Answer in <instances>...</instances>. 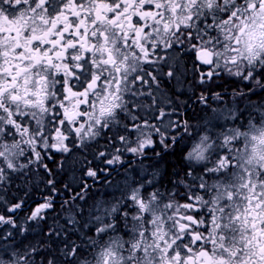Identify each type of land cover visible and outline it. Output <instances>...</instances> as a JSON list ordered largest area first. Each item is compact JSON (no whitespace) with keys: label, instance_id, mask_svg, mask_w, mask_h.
<instances>
[{"label":"flooded vegetation","instance_id":"flooded-vegetation-1","mask_svg":"<svg viewBox=\"0 0 264 264\" xmlns=\"http://www.w3.org/2000/svg\"><path fill=\"white\" fill-rule=\"evenodd\" d=\"M22 8L30 12L23 13ZM261 8L264 0H0V107L17 113L18 94L27 90L22 84L23 73L32 72L34 67L49 70L65 95L63 105L70 110L86 106L89 98L87 86L72 84L74 73L88 75V89L93 91L104 86L109 74L115 76L118 86L129 79L133 87L129 94L135 95L153 90L165 93L179 70L190 89L184 92L187 101L181 105L184 135L193 136L195 130L202 133L199 124L204 101L209 99L204 94L217 91L218 96L221 77L235 83L229 87L228 105L234 106L230 108L233 121H245L236 127L238 130L240 125L250 124L253 109L247 100L264 95V71L246 69L245 61L237 55L251 17ZM124 55L128 58L121 63L119 58ZM94 61L99 63L92 68ZM255 61L264 63V53ZM129 62L136 63L130 76L125 73ZM82 63H88L89 69L78 70ZM129 94L122 95L123 103ZM52 100L51 108L60 103L57 96ZM122 107L117 104V111ZM168 109L171 111L170 106ZM189 125L195 128L188 130ZM221 137L216 135L217 140ZM234 170L235 166L230 178ZM184 183L181 185L186 190ZM253 193L246 200L228 195L233 203V236L227 228L213 227L217 208L210 212L194 196L190 200L199 202L194 207L183 204L177 210L169 204L171 215L159 244L162 251L158 245L152 263L264 264V197L261 192ZM236 235L241 236L239 244Z\"/></svg>","mask_w":264,"mask_h":264},{"label":"trees","instance_id":"trees-1","mask_svg":"<svg viewBox=\"0 0 264 264\" xmlns=\"http://www.w3.org/2000/svg\"><path fill=\"white\" fill-rule=\"evenodd\" d=\"M177 73L180 84L175 80L171 88L167 84L165 93L153 90L129 96L114 120L99 127L90 142L83 137L90 119L72 123L73 111L63 105L62 97V106L53 104V115L42 125L32 115L0 107V264H79L107 232L128 237L127 247L133 254L140 253L150 227L148 206H156L167 217L171 207L164 205L172 204L177 210L183 204L198 205L190 196H205V187L198 183L208 172L191 178L198 172L185 163L184 153L193 136L182 137L179 130L171 137L173 141L179 135L176 142L157 139L169 131L165 120H171L170 113L177 124L181 122V105L187 101L184 92L190 89L183 83V74ZM218 80L220 100L212 101L217 91L204 94L211 98L205 99L210 108L203 113L229 107V87L235 83L223 77ZM254 96L247 100L252 108L260 102L257 99L255 104ZM205 124L208 130L214 126L212 120ZM147 138H152L151 146L141 149L140 142ZM142 150L145 155L135 154ZM137 188L141 200L150 196L146 205L133 203L131 193ZM203 201L205 209L210 208ZM98 202L99 209H105L97 217L104 216L101 222L93 213ZM103 220L107 232L99 230Z\"/></svg>","mask_w":264,"mask_h":264},{"label":"rangeland","instance_id":"rangeland-1","mask_svg":"<svg viewBox=\"0 0 264 264\" xmlns=\"http://www.w3.org/2000/svg\"><path fill=\"white\" fill-rule=\"evenodd\" d=\"M22 11H24L23 13H25V11L30 12L27 8H22ZM31 24H34V20L31 21ZM25 34L27 33L25 32ZM0 49V51H2V46H0ZM263 53L264 8H261L251 17V22L249 23L248 31L244 38V45L240 47L237 55L241 57L242 61H245L243 62V66L247 65L246 69L264 71V63L259 65L256 64L258 61H255L258 56ZM75 55H77V53H75ZM126 58H128V55L120 57L119 61L124 63ZM96 63L99 62L94 61L91 67L93 68ZM129 63L130 64L125 66V73L128 76L135 73L136 64L135 62ZM231 67L232 64L227 70H230ZM83 69H89L88 63H82L78 70ZM25 71L26 73H23L24 78L22 84L27 90L18 94L20 99L16 101L17 105L14 106V110L17 113L25 112L28 115L34 116L38 123L42 125L43 121L47 119L49 115H53V111H51L50 107V102L53 101L52 98H54V96L55 98L56 96L64 97L65 95L61 91L62 89L55 84L56 79L52 77L46 67H34L32 72ZM92 74H94V70ZM71 80L72 84L82 82L83 85L87 86L88 93L86 95H88L89 98L86 102V106L90 110L88 115L90 126L87 125L83 137L86 142H90L91 139L97 135L98 128L111 121V113L113 110L116 111L117 104L120 106L123 104L122 95L124 96L125 92L126 94L132 93L133 87L129 79H124L122 84L118 86L113 74H109L106 82H104V86L95 91L88 89V84L91 80L85 73H74ZM175 81L180 84L179 78L175 79ZM29 92H31V94ZM79 92L85 93L81 89ZM24 93H26V96H23ZM206 98L210 100L211 97L208 96ZM253 99L256 100L255 104L258 103L257 99H259L260 104L258 103V105L250 111L252 113L250 124L248 126L240 125L238 130L236 127L239 124H245V121H233L230 108H234V106L229 107L227 110L212 109L202 113L203 121L199 124L202 133L199 131V134H205L209 137L206 139H199V134L196 133V130L193 131L195 140L187 137L188 139H192L193 143L189 144L184 153L185 163L187 162V164L190 165L189 167L191 170L193 169L198 172L191 174L192 179L193 176H195V178L201 177L203 172H208V175L198 183L200 185L203 184V187H205L202 189V193L205 196L200 197L196 195L193 199L205 200L207 205L210 206V212L217 208L214 215L216 222L213 227L216 230H225L227 228L231 232V236H233L234 232L232 223L233 203L228 197L229 193L233 194V199L239 196H243V198H245L244 200L252 198L251 195L254 194L253 192H255V194L261 192L262 197H264V99H262L261 96H254ZM219 100V96L212 99L213 103H218ZM67 101H69V97ZM244 103H246V101H244ZM204 108L210 107L204 105ZM170 116L172 118L169 117L171 120L166 122L167 128H165L166 131L168 129L169 131L167 134L164 132L165 135H170V139H165V135H160L157 138L159 141L176 142L175 140H179L181 138L180 136L186 137L183 132L185 127L177 124L172 113ZM207 120H212L214 124L213 128L209 130L205 124ZM170 124L171 126L168 127ZM187 129H189V127ZM179 130H181L179 133L180 136L178 135L171 141V137L179 132ZM220 134H222L223 137L217 140L216 135ZM139 136L140 135H138V137ZM151 139L152 138H147L144 139V141L142 140L140 142L142 144L140 148L145 149L150 147ZM228 139H237V141ZM135 154L145 155L144 150L140 153L135 152ZM234 166L235 170L232 173V178H230L229 172H231ZM224 167H227L228 174ZM131 195L133 197V203L138 206H141L142 203L146 205L150 200L149 195L144 200H141L142 192L139 188L132 191ZM98 205L99 202L93 206L95 218H97L102 211H105L104 207L101 211ZM148 207L150 208L151 214V218L149 219L150 227L147 236L144 238L143 248L140 250L139 255L133 254L130 246L127 247L126 244L130 242L128 237L121 238L115 235V232L111 234L107 232V227L103 228V220L99 225V230L102 232L106 231V236L103 237V240L95 251L91 249L89 250V254L84 255V257H87V260L84 259L79 264H131L133 259L137 260V264H153L152 257L156 255L155 251L158 249L160 242H162L161 238H163L164 232L166 231L168 216L165 217L161 211L156 209V206ZM164 207L167 206L164 205ZM103 218L104 216L97 218V220L101 222ZM112 228L113 227H110L109 229L112 230ZM235 240L236 243L239 244L241 236L236 235ZM160 248L162 251L161 246ZM217 253H220L221 258H228L227 255L221 252ZM171 259L173 260V257H171Z\"/></svg>","mask_w":264,"mask_h":264}]
</instances>
